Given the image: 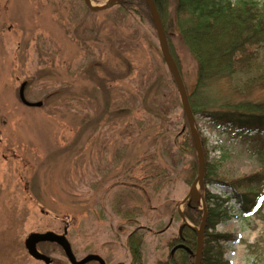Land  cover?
<instances>
[{
  "label": "rangeland",
  "instance_id": "rangeland-1",
  "mask_svg": "<svg viewBox=\"0 0 264 264\" xmlns=\"http://www.w3.org/2000/svg\"><path fill=\"white\" fill-rule=\"evenodd\" d=\"M164 12V32L190 90L195 62L172 31V7ZM159 52L154 27L115 5L92 12L82 0H0V264H44L27 254L23 238L63 229L77 258L97 253L108 264H133L126 246L133 230L141 237L144 264L168 256V239L182 220L163 211L162 204L179 215L197 169L190 178V154L178 155L171 147L182 109ZM251 63L242 77L252 83L247 97L264 101V44L254 50ZM102 78L112 80L109 112L93 107L95 99L103 101L95 92ZM22 81L25 98L41 100L40 107L20 102ZM226 83L216 97L228 98L232 89ZM194 120L214 177L238 180L264 169V133L256 141L200 114ZM156 132L162 136L155 147L168 158L166 177L156 172L161 159H143L144 152H154ZM144 171L159 174L147 187L149 202L138 189ZM123 178L136 185L122 183ZM203 188L218 197L231 195L225 184ZM223 205L230 217L210 229L229 236L219 241L223 259L264 264V200L244 217L233 199ZM37 248L51 264H69L56 244L40 242Z\"/></svg>",
  "mask_w": 264,
  "mask_h": 264
},
{
  "label": "trees",
  "instance_id": "trees-1",
  "mask_svg": "<svg viewBox=\"0 0 264 264\" xmlns=\"http://www.w3.org/2000/svg\"><path fill=\"white\" fill-rule=\"evenodd\" d=\"M154 2L163 25H166L162 17L163 12L168 6L172 7V31L178 32L181 42L195 62V82H193L194 85L190 90L186 89L193 115L200 114L207 117L214 126L228 127L229 130L242 134L244 138L251 140L256 138L255 140L258 141L259 136L264 133V101H255L247 97L252 83L246 78L242 79V77L251 68L254 50L264 44V2L260 3L257 0H154ZM114 5L119 12L134 13L141 19L147 20L153 27L145 0H118ZM84 7L86 11H89L85 5ZM166 40L169 53L172 54L180 71L178 58L175 56L167 36ZM168 74L173 84L169 71ZM234 80L238 82L233 84ZM226 82L231 84L232 92L227 99L216 97V93H220V89ZM227 83L226 85H228ZM173 85L175 87V84ZM175 90L177 92L176 87ZM112 91V80L99 79L96 82L95 92L101 95L103 101L100 105L95 99L93 107L99 109L102 106L101 109H107L112 102L110 98ZM113 110L120 111L122 109L113 108ZM105 112H109V110H105ZM182 119V126L173 134L171 139L173 144L171 147L173 152H177L178 155L190 154L186 168L188 169V176L191 178L196 172L195 149L183 112ZM160 121L161 117H155L156 123H160ZM250 132L254 134L250 135ZM161 136L162 134L160 135L159 132L153 135L151 142L154 144V152H144L143 159L147 158L145 155H148L150 160H153L155 156L156 159H161V167L157 168L156 172L159 171L161 175L166 177L169 171L164 158L165 160L168 158L155 145ZM258 151L260 150L257 149L256 152L258 153ZM167 161L170 164L174 160L169 159ZM260 162H262V158ZM172 164L175 163L172 162ZM205 166L204 183L225 184L230 187L231 195L218 197V195L203 190L206 201H213L214 204L207 207L200 264H228L222 257L223 250H221L219 241L229 239V236L212 233L210 229L218 222L230 217L228 209L223 205L230 199H233L238 205L240 217L246 216L264 200V169L250 176L231 180L214 177L211 166L208 163H205ZM156 172L153 176L144 171L143 184L138 186V189L139 187L142 189L147 202L152 198L147 187L150 179L155 177ZM121 182L136 185L134 181L130 183L127 178H123ZM152 189H158V186L156 185ZM162 206L163 211L169 213L170 216L177 215L180 217L175 209L172 210L169 203L162 204ZM182 206V215L192 224H197L202 212L199 204L187 199ZM181 231L183 238L179 236H176L175 239L169 238V246L171 243L181 242L189 249L194 250V231L188 227H184ZM140 243L139 233L133 230L128 234L126 246L133 264H144L142 254H140ZM192 261V255L183 248H177L173 254L169 253L166 259L157 264H193Z\"/></svg>",
  "mask_w": 264,
  "mask_h": 264
},
{
  "label": "water",
  "instance_id": "water-1",
  "mask_svg": "<svg viewBox=\"0 0 264 264\" xmlns=\"http://www.w3.org/2000/svg\"><path fill=\"white\" fill-rule=\"evenodd\" d=\"M118 0H106L104 3L101 4H94L92 0H83L84 5L87 7L88 10L92 12L101 11L104 9H107L114 5ZM146 5L148 7V12L150 13V17L153 23V27L155 30L159 53L162 56V59L169 71V73L172 76L173 84H175V87L177 89L179 98H180V104L181 109L183 112V115L185 117L188 130L190 132V135L192 137L194 149H195V157H196V167H197V173L194 177L192 183L189 187V193L188 196L191 201H195L197 203H200L202 209V215L199 222V225L197 228H193L195 235H196V243L194 248V253L189 251L188 248L184 247L183 245H178L179 247H184L188 252L193 253L194 255V261L193 264H200L201 262V256H202V249H203V237H204V229H205V223H206V216H207V207L206 202L204 199V196L201 192V190L204 187L203 182V176H204V156H203V149L201 140L199 137V134L196 130L195 123H194V115L192 113V110L189 105L188 101V95L186 94V88L183 84V80L181 77V74L179 72L177 63L175 62V59L173 58L172 54L169 53V47L166 40V35L164 32L163 24L159 15V12L157 11V7L155 5L154 0H145ZM26 82L23 81L20 83L18 88V98L19 100L26 106H35L39 107L42 102L40 100L31 102L28 101L24 96V86ZM183 201V200H182ZM181 201V203H182ZM181 214V213H180ZM183 223L180 225L179 229L183 225H187L184 218ZM65 236V229L63 230V233L58 234L53 231H44V232H30L26 235L24 239V247L26 249V252L28 255L32 257V259L40 260L44 262V264H49L51 262V258L47 256L46 254L42 253L37 249L36 244L39 242H54L60 245L62 248L65 256L67 257L70 264H84L85 262L89 260H95L100 262L101 264H104L103 259L98 256L97 254H87L85 257H81L80 259H76L74 257V254L71 250L70 244L67 241Z\"/></svg>",
  "mask_w": 264,
  "mask_h": 264
},
{
  "label": "flooded vegetation",
  "instance_id": "flooded-vegetation-1",
  "mask_svg": "<svg viewBox=\"0 0 264 264\" xmlns=\"http://www.w3.org/2000/svg\"><path fill=\"white\" fill-rule=\"evenodd\" d=\"M184 227H188V226H182L180 229H179V226H178V229H177V233H176V235H174V236H172L171 238H173V239H175L176 238V236H179L180 238H183V236H182V229L184 228ZM49 243H52V244H56V243H53V242H49ZM57 246H59L58 244H56ZM171 246L169 247V251H170V254H173L175 251H176V249L179 247L178 245H183V246H185L183 243H181V242H175V243H171L170 244ZM60 247V246H59ZM185 247H187V246H185ZM61 248V247H60ZM180 248H182V247H180ZM189 250H191V249H189ZM202 251V250H201ZM186 252H188L187 250H186ZM203 252V251H202ZM65 255V254H64ZM101 256V255H100ZM102 257V259H103V261H104V264H108V262H109V259L108 258H106L105 256H101ZM167 257V256H166ZM67 259V258H66ZM166 259V258H165ZM68 260V259H67ZM53 262V259L51 258V262L49 263V264H51ZM69 262V261H68ZM70 264V263H69ZM84 264H101L100 262H98V261H95V260H89V261H87V262H85Z\"/></svg>",
  "mask_w": 264,
  "mask_h": 264
}]
</instances>
